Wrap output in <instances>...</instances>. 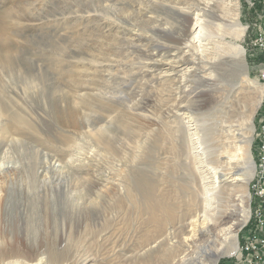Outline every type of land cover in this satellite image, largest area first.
<instances>
[{"label": "rangeland", "instance_id": "374dc122", "mask_svg": "<svg viewBox=\"0 0 264 264\" xmlns=\"http://www.w3.org/2000/svg\"><path fill=\"white\" fill-rule=\"evenodd\" d=\"M101 1L107 4V0H0V124L6 131L5 136H10L0 140V168L2 163L9 168L8 172L0 175L2 264L14 260L9 256L16 250V244L21 245L24 251L25 257L22 259L35 264L41 251L29 247L30 243L41 246L42 251L55 248L66 252L68 264H81L84 260L85 264H144L131 261L123 263L120 256L124 253L113 249V242L117 239L121 242L130 239L134 246L143 245L146 239L156 238L154 228L142 224L148 215L139 213L141 202H126L122 205L124 209L118 204L119 211L129 212L130 222L125 214L113 222L108 220L110 229L104 238L111 237V241L100 249L96 245L97 238L90 231L103 216L109 217L110 213H107L106 204L95 198L94 192L108 191L116 186L117 198L122 192L118 184L128 174L124 170L129 167L131 174V171L144 174L156 182L157 197L167 194L170 203L179 205L181 199H177V189L189 180L192 169L185 167L187 158L183 153L180 155L179 148L164 142L169 138L168 128L185 126L181 134L182 141L178 140L180 144L177 146L183 144L185 152L190 150L192 167L200 169L204 166L203 170H207L210 166H224L227 159H217V156L237 144L229 143L232 140L227 133L229 126L240 124L244 132L250 135L248 122L251 120L253 132L250 155L255 168V130L264 114V90L260 101V90L264 89V84L258 79L257 65L260 62L254 50L255 24L262 0H231L235 9L237 6L235 13L245 33L240 39L227 38V41L242 47L245 54L240 62L230 61L227 66L215 69L212 85L199 82L198 71L191 72L187 83L182 82V68H176L175 73L164 74L165 70L170 69L171 57H176L174 52L163 54L161 63L164 64L159 65V70L148 71L144 68L143 65L150 62L145 56L137 54L134 46H139L140 50L148 54L155 53V47L146 49L151 45L150 42L147 46L141 45L142 39L135 36H149L146 23L155 15L146 11L144 0H111L117 17L109 19L112 26H108L106 22H101V17H104L102 11L98 10ZM163 16L172 24V28L169 25L163 28L167 27L173 36L182 33V17L179 19L171 6ZM126 18L138 28L132 27L134 31H129L128 25L122 21ZM159 41L164 43L163 40ZM99 46L104 50L100 51ZM108 52L111 55H105V58H110L112 64L107 62L103 63L105 67H98L96 54ZM179 58L181 56L176 60ZM102 70L104 74L100 76ZM144 71H148L149 76ZM99 81H114L111 89L116 92L115 95L127 100V106H118L117 112L112 115L114 119L108 121L112 133L104 135L103 142L112 145L117 137L120 145V136L126 133L131 135L132 148L121 146L124 149L120 152L125 155L123 158L131 156L133 160L134 156L142 155L137 164L129 163V166L121 168L122 171H116L117 167L113 169V164H119L120 157L111 158L102 151H99L101 154L96 155L95 160H84L85 167H75L78 163L70 159L76 156L77 147L86 149L91 141L89 136L77 134L83 129L78 131L60 121L63 118L57 119L61 113L59 106L62 104L66 108L68 100L73 106L71 110L78 113L76 118L79 124L81 110L84 113L82 121L86 122L87 116L89 119L96 116L98 118L93 120L99 122L100 126L107 125L106 121L110 118L108 111L100 108L107 94L102 92L103 100L100 98ZM170 86L171 92L167 93ZM176 86L186 87L189 93H178L179 90L173 89ZM79 96H85L83 98L86 100L76 105L81 100ZM97 108L100 112L95 110ZM128 111L139 115L144 112L146 117H130L133 115ZM123 115L131 124V129L126 131L119 130ZM189 119L193 126L185 123ZM152 120H156L152 127L154 131L151 132L154 136L145 140L148 138L145 126ZM138 133L143 137H134ZM198 137V140H193ZM139 139L148 141L145 148L150 147V153H140L139 148H134ZM117 143L115 146H118ZM231 150L235 151L234 148ZM205 152L208 153L207 160H203L205 156L202 154ZM236 158L239 161H233L226 169L234 171L241 168L240 173L244 174L245 179L237 183L226 182L220 189V198L221 210L228 208L236 212L231 223H235L239 247L250 224H254L257 202L251 194L255 169L249 181L248 156L239 155ZM206 161L209 162L207 165ZM93 181L100 185L96 188ZM207 184L212 183L207 181ZM243 198L250 210L245 224L240 216ZM116 202L113 200V204ZM219 203H214V206ZM228 225L229 222L224 227ZM232 244L233 241L228 243ZM126 254L132 255L131 252ZM229 257L231 255L223 256L216 262L211 257H202L199 264H224L231 259Z\"/></svg>", "mask_w": 264, "mask_h": 264}, {"label": "bare ground", "instance_id": "6f19581e", "mask_svg": "<svg viewBox=\"0 0 264 264\" xmlns=\"http://www.w3.org/2000/svg\"><path fill=\"white\" fill-rule=\"evenodd\" d=\"M144 1H145V9H147L146 11L153 13L155 17H150V19L146 23L148 24V28L146 31L149 33V36L136 35L135 37L137 38L139 37V39H142L140 40L141 45L143 43L145 46H147L148 43L150 42L151 45L150 46L148 45L146 49H149L150 47L152 48L155 47L154 50L156 52L153 54H150L149 52L148 54V52H144L140 50L138 48L139 46L137 45H135L134 48L137 54L145 56L149 60L150 62L149 64L143 65V67L147 68L148 71L159 70V65L164 64L161 63V60H163L164 58L163 54L165 53L169 54L171 52H174V54H176V57H174L175 55L171 57L172 60L169 61L170 69L165 70L164 74L165 73L172 74V72L173 73L177 72L176 68H182L181 71H184L182 72V79H184V81L182 82L187 83L189 82L188 77L191 75V72L198 71L199 82H201L202 84L212 85L211 83H213V78L215 76L213 72L215 71V69H218L219 67L221 68L227 66L228 63H230V61L240 62V59L242 60L244 58V54H245L244 49L239 45L227 41V38L240 39L241 37H243L245 33V28H243L240 25L239 23L240 18L238 19V14L235 13L237 12L236 10L237 6L235 9V5L231 0H144ZM103 2L101 1L100 4L98 5V7L100 8L98 10L100 12L102 11L101 15L104 16L101 17V22L103 21L102 24L106 22L108 26H112L111 25L112 23L110 22L109 19H115L117 17L115 16L117 11L114 8L111 0H107V4H103ZM169 6L172 7L173 12L175 13V15H178L177 17L179 19L180 17H182V25H181L183 27L181 31L182 33L178 34L177 36H173L167 27L165 28L162 27L164 25H169L172 28V24L168 23L167 18L163 16L165 14V10H167ZM122 21L125 22L126 25H128V29L131 32L134 31V28L132 27H137L132 22H130L131 20L128 21L127 18ZM159 40H163L164 43L160 42ZM203 41H206V43H203ZM153 42L155 43L154 45H152ZM99 48L100 51L104 50L101 48V46H99ZM96 55H97L96 59L99 61L98 67L100 68L105 67L103 66V63L106 64L107 62L109 64H112V61L109 60L110 58L109 59L105 58V55L108 57L109 55H111L110 52H108V54L99 53ZM178 56H181V58L176 60ZM168 58L169 57H167L166 59ZM107 66L113 67V65H107ZM148 71H144V73L147 72L145 73V75L147 76H149ZM101 72L99 73L100 76L104 74L103 70ZM112 83H108L107 81L105 83L103 81L98 82V87L100 89L98 91V94L100 98L101 99L103 98L102 92L107 94V98L105 99V101L102 99L104 102L103 107H100L103 108L102 110L108 111V115L110 118L107 117L108 118V120L106 121L107 125L100 126L99 122L93 120L94 118H98L96 116H94L92 119H89L90 117L87 116L85 118L88 120H86V122H84V120L82 121L84 113L81 112V110H80L81 122L79 124V121L77 119L78 113L77 111L75 112L71 110L73 106L69 104L68 100H66L67 103L66 108L63 107L62 104L59 106V110L61 111V113L57 115L58 116L57 119L59 120L63 118V120L61 119L60 121H63L67 125L71 126V128L79 129L78 131H80V129H83L77 134H80L82 136L85 135L89 136V139L91 141L89 142V144L87 143L88 146L86 147V149L81 148L82 146L79 149L77 147L76 151L78 152H76V156L70 159V161L74 160V163H78L75 167H80V168L85 167L86 164L84 160L85 161L88 160V162L91 159L95 160L94 158L96 157V155L101 154L99 151L105 152V154H107V156L109 155L111 158L120 157L119 164H117V162L116 164H113V169L114 167H117L116 171H122L121 168H123V166L125 165H128L129 163L132 164L133 162H136L135 164H137L138 160H140L142 157V155L141 156L136 155L133 157L134 158L133 160L131 156L129 158L128 157L123 158V156L125 155H122V153L120 152H123L124 150L123 148H125V146L131 147L132 145L131 144L132 139L130 140L131 135H127L126 133L120 136V140H121V143H119L120 145H118L117 143L118 142L117 137L113 141L112 145L111 144L109 145L107 142H103V136L112 133L111 129L108 127V121H112L114 119V116L112 115L117 112V107L127 106V100L124 97L116 96L115 95L116 92L111 89ZM171 89L172 87L170 86V89L166 90L167 93L171 92ZM173 89L179 90L178 93H180V91L181 93L187 92L185 90L186 87L182 88L181 86H176V88ZM181 89H183V91ZM107 90L108 93H106ZM263 90L264 89L260 90V101L263 96ZM83 97L85 96L78 97L81 100L78 103H76V105L82 104V101L86 100V98ZM137 107L138 106H136L133 109L134 113L135 110H137ZM126 109L130 110L129 107H126ZM95 110H98V108ZM128 112L131 115H133L130 117H135V116H137L138 118L146 117L143 115L144 112L141 115L132 114L131 111ZM148 117L149 116H147V119H149ZM126 118H127L126 115H123V118L120 121L121 124L119 125V130L126 131L131 129V124L129 123L128 120H126ZM184 118H190V116H185ZM100 119L103 120V117L100 116ZM190 119L185 121V123H188L190 124V126H193ZM154 122H156V120H152V123L149 122L148 125L145 126L147 131L146 137H148V138L145 137L146 138L145 140L150 139L149 137L151 136L152 137L154 136L151 133L152 131H154V129L152 128ZM248 125H250V130H251L250 135L244 132V127L240 124L238 125L232 124L229 126L230 129L228 130V132L226 131L227 133H229V136H231L229 138L232 139L230 140L229 143L231 144L237 143L240 145L235 144L234 147L230 146V148L231 149L234 148L235 151H232L231 149L230 150L227 149L226 151L221 152L217 156L218 157L217 159L219 158L227 159V161L224 162V166L222 165L216 167L210 166L207 168V170H203L204 166L201 167L200 169L199 168L197 169L196 167H192L190 163L192 160V157L190 156L191 155L190 150L187 149V151L185 152L184 151L185 147L183 144L177 146L178 144H180L178 140L182 141L181 134L184 133L183 129L185 126L183 127L182 125L179 128L176 127L168 128L167 130L170 133L169 138L165 139L164 142L169 143V145H171V147L173 148H179L181 151L180 155L183 153L185 155V158H187L185 159L186 161L184 163L186 164L185 167L188 170L190 168L192 169L191 174L189 176V180L185 182L184 186H181L177 189L178 192L177 199L179 198L181 199L180 204L174 205L173 203H170L168 201L169 195L167 194L166 196H161L160 198L157 197L156 196L157 185L156 182L151 178L145 177L144 174L139 175L134 171H131L133 173L131 174L129 171L130 170L129 167L126 170L123 169L128 174L125 175L124 178H122L118 184V187L122 192L117 198H115V195L117 194L118 191V188H116V186L109 189L108 191L99 190L94 192L96 194L95 198L100 200L101 202H104L106 204L105 207L107 208V213H110L109 217L103 216L100 222L98 223V225L96 224L93 230L90 231L92 232L91 235L94 238H97L96 245H98L100 249H103L105 243L111 241V237L104 238V236L109 233V229H110L109 221L113 222L117 220V218H119L121 215L125 214L127 217V221L130 222L129 212L123 213L119 211L118 204H121L120 208L124 209L122 205L125 204L126 202L131 204L132 201H137V202H141V208H138L139 213L143 215H148V219L145 220L142 224L144 226L148 225L150 227H153L154 232L156 233L155 234L156 238L154 240L153 238L146 239L145 240L146 242H144V244L142 243L143 245L135 244L134 246L131 243L130 239H128L127 242L126 241L121 242L120 239L114 240L113 249L114 250L118 249L124 253L121 254L120 256L121 262L124 263L131 261V262H141L144 264H199L202 261L201 259L202 257L204 258H206L207 256L211 257L215 259L216 262L219 258L226 255H232L234 252H236V250L238 249L237 233L235 231V223H231L234 220L233 218L236 215L235 214L236 212H233L232 209L230 210L228 208L225 210L224 209L221 210L222 198H220L221 197L220 189L223 187V185L226 182L237 183L245 179L244 174L240 173L242 172L241 168L240 169L237 168L234 171H228L226 169V167L230 166L233 161H239L236 158L239 155L248 156V160L250 164L248 180L250 181L253 177L255 168L250 155V146L252 143V132H253L251 120L250 122H248ZM193 128L195 129V127H192V129ZM5 134L6 131L5 129H3V127L0 124V140L8 136V135L5 136ZM195 135H198V133L197 134L195 133ZM134 137H143V135H140V133H138ZM198 139L199 137L193 140H198ZM145 140L142 141V139H139V142L134 147L136 149L139 148L138 150L139 152L141 151L140 153H143V151L144 152L149 151V153L151 152L150 147L145 148V146L148 144V141ZM160 140L162 141V139ZM116 143L118 146H115ZM121 146L123 148H121ZM196 152H202V151H196ZM132 154L135 155L134 153ZM90 155L92 156L91 158ZM202 155L205 156L203 160H207L208 153L205 152ZM205 163L207 165L209 162L206 161ZM8 171L9 168L7 167V164L2 163V167L0 168V175ZM207 181L211 182L212 184H207ZM107 184H112V182H107ZM99 185L100 183L98 184L97 182L93 181V186L97 188ZM254 189H255V176L251 183V193H254ZM253 198L255 202H257L256 196L253 195ZM113 200H117L116 204H113ZM219 201L221 204L219 203ZM214 203H219L220 205L214 206ZM241 208L242 211L240 216L242 217V222L245 224L249 219L250 210L248 207H246L244 198L242 199ZM255 215H261V206H259V202H257V205H255V211L253 216L254 222H255ZM228 222L229 225L227 228H225L224 224ZM231 241H233V244L228 245V243H230ZM22 243H24L23 240ZM20 246L19 245L17 246L16 244V250L11 252L9 256L14 260L3 264H29L22 259L25 257V254ZM28 246L33 248L37 252L41 251L38 254V258L36 259L35 264H66L69 261L68 257L66 258V252L64 251L62 252L55 248L48 250L45 249L44 251H42L41 246H35V244H31V243ZM126 252L127 253L131 252L132 255L128 256ZM72 257L73 256L71 255V258ZM74 259L78 260V258L75 257ZM74 259L73 261H75ZM85 261L86 260H84V262ZM84 262L81 264H85Z\"/></svg>", "mask_w": 264, "mask_h": 264}, {"label": "built area", "instance_id": "2783aa9c", "mask_svg": "<svg viewBox=\"0 0 264 264\" xmlns=\"http://www.w3.org/2000/svg\"><path fill=\"white\" fill-rule=\"evenodd\" d=\"M255 27L254 50L260 62L257 65L258 79L264 83V0ZM254 142L255 189L251 194L256 196L261 206V215H255V222L250 224L249 230L243 236V243L224 264H264V114L255 130Z\"/></svg>", "mask_w": 264, "mask_h": 264}]
</instances>
